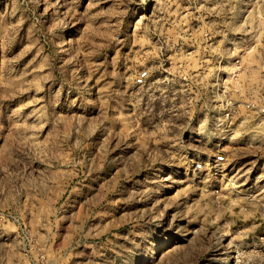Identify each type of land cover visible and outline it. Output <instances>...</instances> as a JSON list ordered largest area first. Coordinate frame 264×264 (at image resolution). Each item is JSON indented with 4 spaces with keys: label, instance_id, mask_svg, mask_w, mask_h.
<instances>
[{
    "label": "rangeland",
    "instance_id": "1",
    "mask_svg": "<svg viewBox=\"0 0 264 264\" xmlns=\"http://www.w3.org/2000/svg\"><path fill=\"white\" fill-rule=\"evenodd\" d=\"M249 102L264 0H0V264H264Z\"/></svg>",
    "mask_w": 264,
    "mask_h": 264
},
{
    "label": "built area",
    "instance_id": "2",
    "mask_svg": "<svg viewBox=\"0 0 264 264\" xmlns=\"http://www.w3.org/2000/svg\"><path fill=\"white\" fill-rule=\"evenodd\" d=\"M146 76H147V72L141 74V75L137 78V81H138L139 83H142L143 80L146 78ZM247 107H248L250 110L257 112L258 114H264V106H260V105H258V104H256V103H251V102H249V103H247ZM224 158H225V157H224L223 154H218L215 160H216V162H221V161L224 160ZM203 165H205L204 162H198V163H197V169H201V168H203Z\"/></svg>",
    "mask_w": 264,
    "mask_h": 264
}]
</instances>
